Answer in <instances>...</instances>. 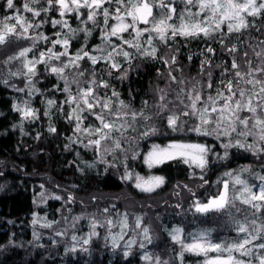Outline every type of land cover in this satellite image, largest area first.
<instances>
[{"label":"trees","instance_id":"trees-1","mask_svg":"<svg viewBox=\"0 0 264 264\" xmlns=\"http://www.w3.org/2000/svg\"><path fill=\"white\" fill-rule=\"evenodd\" d=\"M25 2L26 0H14V7L9 9L7 0H0V21H3L5 17L19 14L29 22L39 24L40 27L30 29V33L34 36L43 34L48 37V40L38 41L35 50L37 56L40 51L53 47L52 41L57 38V33L64 34L68 31L62 25H54L52 23L54 19H66L72 29L87 27L92 32L91 35H86L83 31L75 33L69 43L70 55L74 56L81 48L94 53L97 46H103L100 31L103 27L102 18H100L99 27H94L91 22L82 23V19L86 20V15L80 17L74 13H67L61 18L58 9L47 13L42 12L40 16H33L24 10ZM30 6L36 9L48 7L46 0H41L39 5ZM106 7L112 8L114 5H106ZM248 22L251 25L249 28L223 38V45L219 32L212 33L208 37L203 34L189 37L176 36L169 38L166 42L157 39L154 40V45L158 48L160 56L175 54L176 63L171 67L173 75L178 79L197 80L206 86L209 83L207 73L210 71L215 85H219L231 71L232 56L224 45L238 46L236 55L242 70L247 67L244 62L245 52H248L254 64L259 63L253 49L259 51L260 47L264 46L261 43L264 42V17H249ZM223 31L227 32V29L224 28ZM124 37L129 38L127 33ZM110 39L113 43L118 42L117 37H110ZM30 45L31 41H20L21 47ZM55 48L57 51H62L61 46H55ZM208 48L214 51L209 53ZM129 50L134 53L131 61L127 62L120 58L121 67L111 69V75H109L108 62L101 60L93 65L89 60L84 59L80 61L79 69H72V71L68 69L70 78L76 71H83L84 79L87 80L92 78L91 74L95 72L97 80L107 81L110 85L107 89L99 90L101 95H111V92L115 90L120 94L119 99L128 104L131 110L140 112L143 109L145 115L152 117L155 109L151 105L157 99L155 89L167 87L169 65L156 58L135 54V49ZM95 54L99 55V53ZM206 58L209 63L202 68L201 62ZM14 66L20 67L19 64ZM37 69V75L32 80L38 92L33 99L28 98L26 87L28 82L17 81L18 88H23L24 91H17V88L0 84V264H154L155 257L169 261V264H189L181 262L180 245L174 243L167 232V226L173 224L180 225L186 232L198 227L215 229L212 236L217 242L221 239H230V234L234 232V225L226 211L201 214L195 212L191 205L195 198L204 201L220 191V183L224 179L223 174L226 169L240 173L242 180L247 178V181L257 183L256 174L248 169L247 171L242 169L247 166L249 169L256 168L264 162L263 159L257 162L255 160L257 155L264 158V152L257 154L244 148L232 147L230 148L232 154L227 160L216 162V156H223L225 151L223 149L219 151V148L236 133H232L228 138L225 136L217 138L215 135L204 136L190 132L187 129L198 123L195 117L183 118V131H172L167 125L166 116L153 117L151 120H143L137 116L131 126L125 130V138L122 142L123 149L127 141H130V150L127 153L117 151L115 154H107L101 159V155L97 154L94 148L85 147L88 143L87 136L83 132L76 133L75 121L68 119L71 107L64 103L67 95L63 92L64 82L57 75L47 71L44 65H38ZM0 70H5L8 74L5 66H2ZM123 73H126L125 78H121ZM172 87L176 88L175 83ZM214 92L215 86L213 89L205 87L204 95L214 94ZM49 99L56 101L51 108L47 105ZM168 99L173 100L174 97L170 95ZM24 100H28L30 106L36 109L35 120H22L20 114L14 110L13 105L22 103ZM144 101H148L150 105L147 109H144ZM181 108H183L182 105ZM46 112L49 114L45 115ZM88 122L91 125L98 123L91 115H88L84 124L87 125ZM50 124L56 128V132L48 131ZM150 126L156 127L158 131L155 134L143 136L142 133L148 131ZM167 141H195L205 144L212 150L209 153L210 162L207 168L202 170L193 165L184 164L180 159L148 168L142 158L144 151L152 143L163 144ZM247 142L252 143L253 138L248 137ZM133 151L137 153L135 159L132 158ZM126 163L134 174L164 176L166 183L161 186L162 193L165 194L168 189L171 191L160 198L156 194L139 192L131 186L130 181L122 179L125 174L122 166ZM86 164L94 166L88 168L85 167ZM191 173H195V176L190 175ZM200 174L207 180L206 184L199 178ZM185 184L191 188V191L183 187ZM201 184L203 187H199ZM43 191L46 193L44 198L40 195ZM177 192L179 195H176ZM38 196L40 201L37 200ZM56 196L61 199H55ZM69 196L75 198L71 203L68 200ZM177 204L180 207H176ZM97 208H100L97 216L102 224L109 218L114 223L107 228L101 225L99 229H95L97 233L94 236L95 240L90 244H84L83 248L75 246L73 242L77 243V241L72 239L68 241L67 246L59 238L52 240L45 235L36 241L37 245L30 243L33 239L32 228L37 234L46 230L40 222L33 224L34 217L41 216V219L50 220V217L54 218L56 215L57 221L54 224H57L62 210L67 211L68 217H73L74 212L78 210L98 212ZM105 208L109 209L108 213L104 212ZM150 211H152L153 220L149 219ZM156 211L159 213L157 214ZM125 214L132 221H135L136 216H142L143 226L148 227L150 236H153V242L150 244L145 242V247L141 248V236L137 234L135 239L137 243L131 245L130 254L127 256L124 255L125 251H129L126 247L127 243L124 245L117 243V246L113 248L108 233L109 229L113 230L117 225L119 226L118 219ZM154 215L159 219L158 222L160 221L158 228L155 226ZM83 223L85 229L74 230V235L81 241L86 237L85 230L91 227L90 221L86 218ZM126 229L124 238L132 231ZM117 230L110 233L116 235ZM140 232L141 230L138 233ZM73 248H75L74 251L70 250ZM92 250L96 251L95 255ZM145 254L151 255L154 258L153 261L143 260L142 257ZM184 257L194 259L192 264H201L200 256L190 253Z\"/></svg>","mask_w":264,"mask_h":264},{"label":"snow or ice","instance_id":"snow-or-ice-1","mask_svg":"<svg viewBox=\"0 0 264 264\" xmlns=\"http://www.w3.org/2000/svg\"><path fill=\"white\" fill-rule=\"evenodd\" d=\"M40 3L41 0H26L24 10L33 16H40L42 12L47 13L57 9L61 18L67 13H74L80 17L86 15V20L82 19V23L91 22L94 27H99L100 18H102L103 27L100 31L103 46H97L94 53L81 48L74 56L70 55L69 43L75 33L83 31L86 35H91L92 32L87 27L72 29L66 19H54L52 21L54 25H62L68 31L64 34L57 33V38L52 41L53 47L40 51L37 56L35 50L38 41L48 40V37L43 34L32 35L30 29H37L40 25L29 22L17 14L0 21V68L9 67V78L16 76L25 78L28 81L26 87L29 95L38 91L32 80L37 75L38 65H44L47 71L57 75L64 82L63 92L67 94L64 103L71 107L68 119L75 121L76 133L87 134L88 143L85 147H92L100 152L101 159L105 154L121 149L125 130L131 126L137 116L143 120L166 116L167 125L172 131L184 130L182 122L184 117H195L198 123L187 129L190 132L204 136L215 135L217 138L229 137L232 133H236L235 137L222 145L225 149L224 154L218 156L217 159H227V149L232 147L244 148L257 154L264 152V46H261L259 51L253 49L255 57L259 60L258 64L253 63L248 52L244 53V62L247 67L242 70V65L238 62L236 55L238 46L236 44L231 47L224 45L232 56L231 71L219 85H215L212 73L209 71L207 73L209 83L205 86L200 81H186L173 75L171 66L176 63L175 54L160 56L158 48L154 45V40L157 39L166 42L169 38L176 36L189 37L203 34L208 37L215 32L221 34L223 45V38L251 26L248 22L249 17H264V0H179V3L184 4L182 10H178L174 0H46L48 7L36 9L30 6ZM106 5H114V7L110 8ZM7 7L13 8L14 0H7ZM13 20L15 23H11ZM224 28L227 32L223 31ZM125 33L129 38L124 37ZM110 37H117L118 42L113 43ZM22 40L31 41V45L21 47L20 41ZM261 43L264 45V42ZM55 46H61L62 51H57ZM129 49H135V54L156 58L169 65L167 87L155 89L157 99L151 105L155 109L152 117L145 115L143 109L140 112L131 110L128 104L119 99L120 94L115 90L111 92V95H101L99 90L107 89L110 85L107 81L97 80L95 72H92V78L87 80L84 79L85 72L83 71H76L70 78L68 69H79L80 61L84 59L89 60L93 65L101 60L108 62L109 75H111V69L121 67L120 58L127 62L131 61L134 53ZM213 51L212 48L207 49L209 53ZM56 61L59 63H55ZM208 63L209 60L206 58L201 62V67L203 68ZM14 64L20 65L16 71L11 70ZM125 77L126 73H123L121 78ZM0 83L7 84L8 80L0 79ZM173 83L176 88L172 87ZM73 85H75V90H73ZM214 86V94L209 93L205 96V87L213 89ZM16 90L24 91L23 88ZM170 95L174 97L173 100L168 99ZM55 103L56 101L52 99L47 100L49 108ZM143 105L144 109L150 106L148 101H144ZM13 108L20 114L22 120L37 118V111L30 106L28 100L14 104ZM243 113L247 115H242ZM48 114L45 113V115ZM87 115L94 116L99 123L82 127ZM48 131L54 133L56 128L50 124ZM157 131L156 127L150 126L149 130L142 135L148 136ZM248 137L253 138L252 143L247 142ZM211 151L202 143L173 141L163 147L153 144L151 149L144 154L143 159L150 169L180 159L184 164L195 165L204 170L210 162L209 153ZM136 155L137 153L133 151L132 158L135 159ZM93 166L92 164L85 165L88 168ZM242 171H247V168ZM190 175L195 176V173ZM223 175L231 177L232 183L225 180L223 190L214 194L207 202L195 200L191 207L201 214L226 211L237 235L232 239L226 238L217 242L212 238V232L215 229H197L193 232H186L183 228L176 227L169 231L170 239L180 245L181 262H183L184 253H191L203 257L201 264H264V242H261L264 241V184L260 185L257 194L239 175L231 172H225ZM199 178L205 184L207 183L203 176ZM122 179L133 180V174L125 169ZM259 179L264 181V176H260ZM165 183L164 176L150 175L145 179L135 174L132 186L141 193L153 194ZM236 185L242 187L237 189ZM183 187L191 191L188 185L185 184ZM199 187H203V184ZM44 195L41 193L42 198ZM176 195H179V192ZM55 199H61V197L56 196ZM74 199L72 196L68 197L69 201H74ZM237 200L253 209L251 217L244 215L243 219H240L232 215L230 206H234ZM176 207L180 205L177 204ZM241 211L236 208V212ZM104 212L108 213L109 209L105 208ZM40 219V217H34L33 224H37ZM72 219L73 224L70 227H74L75 221L82 217ZM142 220V216L135 217V228L141 229L138 233L142 237L140 247L144 248L145 242L149 244L153 242V237L149 234L150 229L143 226ZM97 223L95 218L90 221V237L97 235L95 231ZM113 223L111 219L104 221L106 225H113ZM117 223L121 232L111 237L113 248L117 246L119 240L123 239V230L128 226L127 214ZM42 227L52 228L53 222L45 220ZM66 234L67 229L64 232L55 233L56 236ZM34 236L38 238L35 232ZM79 239L75 235L72 236L73 241ZM134 243H137L135 239L127 242L126 247L129 251H125V256L130 254L131 245ZM83 244H89V239H83ZM70 250L74 251L75 248ZM142 259L153 261L154 258L145 254ZM154 264H169V261L155 257Z\"/></svg>","mask_w":264,"mask_h":264},{"label":"rangeland","instance_id":"rangeland-1","mask_svg":"<svg viewBox=\"0 0 264 264\" xmlns=\"http://www.w3.org/2000/svg\"><path fill=\"white\" fill-rule=\"evenodd\" d=\"M175 1V6H179L180 8H178V10H181V8H184V4H182V3H179V0H174ZM183 6V7H182ZM73 56V55H72ZM58 64V63H57ZM5 68H6V70H7V72L9 71V67L8 66H5ZM18 68H16L14 65L12 66V68H11V70L12 71H16ZM71 69V71H72V68H70ZM0 79H4V80H8V83L7 84H5V85H7V86H10V87H13V88H18V85H17V81L18 80H22V81H25V82H28L25 78H23V77H21V76H16V77H11V78H9L8 77V74L6 73V71L5 70H3V71H1L0 70ZM33 79V78H32ZM0 84H4V83H0ZM15 86V87H14ZM34 87L36 88V89H38L37 87H36V84H34ZM37 92L38 91H36V92H34L32 95H28V98L29 99H33L35 96H36V94H37ZM66 99V98H65ZM242 115H247V113H243ZM87 117H88V115H87ZM99 123V122H98ZM97 123V124H98ZM133 123V122H132ZM84 125H86V124H84ZM87 126H91V124H90V122H88L87 123V125H86V127ZM84 135L85 136H87V134H85L84 133ZM117 135H119V134H117ZM199 135V134H198ZM236 135H233L232 137H235ZM124 138H125V136H124ZM228 138V137H227ZM87 140H88V137H87ZM229 140H230V138L227 140V141H225V143H228L229 142ZM123 141H124V139H123ZM171 142H173V141H167V142H165V143H163V144H160V143H152L151 145H149V147L144 151V153H143V156H142V158L144 157V154H146L150 149H151V146L153 145V144H159V145H161L162 147L163 146H165V145H167V144H169V143H171ZM234 142V141H233ZM185 143H199V142H195V141H189V142H186L185 141ZM130 144H131V142L130 141H127V143H126V145H125V147L122 149V145H121V149L120 150H116L115 152H120V151H123V152H128L129 150H130ZM91 149H93L92 147H90ZM239 148V147H238ZM127 150V151H124V150ZM225 150L223 147H220L219 148V151L220 150ZM227 151H228V157L232 154V151L230 150V148L229 149H227ZM97 152V154H99V155H101V153L100 152H98V151H96ZM115 152L114 153H108L109 155L110 154H115ZM105 155H107V154H105ZM104 155V156H105ZM228 159V158H227ZM227 159H217V156H216V162H219V161H221V160H223V162L225 161V160H227ZM264 160V158H261V156H259V155H257L256 156V158H255V160H256V162L257 161H260V160ZM144 160V159H143ZM194 167H195V165H193ZM125 169H127L130 173H132V170L129 168V166H128V164L126 163L124 166H122V170L124 171V173H125ZM247 169L249 170V171H251L252 173H254V174H256L257 175V183H251V182H249V181H247V178H246V175L244 174V176H245V178H246V180H243V181H245L249 186H251L252 187V190H253V192H256L257 194L259 193V190H260V185L261 184H264V181H261L260 179H259V177L260 176H264V162H261L260 163V165H258L256 168H252V169H249V166H247ZM226 172H231V173H233L234 175H239V176H241V174L240 173H235V172H232L230 169H226ZM133 174V180H130V184H131V186L134 184V176H135V174L134 173H132ZM201 176H203L202 174H200ZM148 176H150V175H146V176H143V177H145V179H147V177ZM211 178V177H210ZM220 178V177H219ZM225 180H227L230 184L232 183V178L231 177H228V176H224V179H223V181H222V183H220V191L221 190H223V182L225 181ZM237 189H240L242 186L241 185H236L235 186ZM125 189V188H124ZM171 190H167V191H165V194H163L162 193V189L160 188V189H158L155 193H153V194H156L157 196H158V198H160V196H162V195H167L169 192H170ZM43 193L46 195V193H45V191H43ZM41 195V194H40ZM45 195H44V197H45ZM212 198V196H210L208 199H211ZM207 199V200H208ZM37 200L38 201H40V196H38V198H37ZM195 200H200L199 198H195ZM207 200L205 199L204 201H201V202H207ZM71 202H73V201H70V203ZM65 205V203L63 202V206ZM231 207V211H232V215L233 216H236V217H238V218H240V219H243V217H244V215H248L249 217H251V213H252V211H253V209H251V207L249 206V205H244V204H242L239 200H237V201H235L234 202V206H230ZM236 208H239V209H241L242 211L241 212H236ZM98 209V212H96V211H85L84 209L83 210H78L77 212H74L75 213V215L73 216V217H76V214H77V217H82V219H80V220H78V221H75V223H74V227H70V225H72L73 224V217H68V213H67V211L65 210V211H61L60 212V216H59V220H58V223L57 224H54L56 221H57V216L55 215V217L54 218H51L50 217V220H48L47 218L46 219H40V223H44L45 222V220H47L48 222H53V227L52 228H46V230H45V232H40V234H38V238H36V236H34V232L35 233H37L36 232V230H34L33 228H32V233H33V239L30 241V243L31 244H33V243H36V241L38 240V239H40L41 237H42V235H45L46 237H48V238H50V239H54V238H59L61 241H62V243H65L67 246H68V241L69 240H71L72 239V236L74 235V230L75 229H80V228H84L85 229V224L83 223V220L86 218L87 220H89V221H91L93 218H95L97 221H98V223L96 224V228L95 229H99L100 227H101V225H103L104 226V228H107V226L108 225H106V224H102V221H100V219H99V217L97 216V214L99 215V213H100V208H97ZM156 213L158 214L159 213V211H156ZM38 217H40L41 218V216H38ZM154 218H155V226L158 228V222H157V219H156V216L154 215ZM109 219H111V218H109ZM121 219V218H120ZM120 219H118V221L120 220ZM150 220H153V217H152V211H150V218H149ZM127 220H128V226L126 227V228H128V230H132L131 231V233H129V234H127L128 236H126L125 238H124V236H125V234L127 233V229L125 228L124 230H123V239H121V240H119V242L118 243H121V245H124V244H126L129 240H132V239H136L137 238V234H138V232L141 230V229H137V228H135V221H132L131 219H128L127 218ZM144 220V219H143ZM143 220H142V223H143ZM91 225V224H90ZM152 228H153V226H151ZM176 227H180V225H178V224H173L172 226H167V228H168V230L170 231L171 229H173V228H176ZM65 229H67V234L66 235H61V236H56L55 235V233L57 232V231H60V232H64L65 231ZM118 229V230H117ZM197 229H209V228H203V227H198V228H193V229H191V230H189V231H187V232H193V231H196ZM233 229H234V227H233ZM117 230V234L116 235H118L120 232H121V228H120V226H116V228L115 229H113V230H108V233H109V236H110V242H111V244H112V239H111V237L113 236V235H115V234H112V233H110L111 231H116ZM86 232H85V234H86V237L84 238V239H89V244L92 242V241H94L95 240V238H94V236H92V237H90L89 236V232L91 231V227L89 228V229H87V230H85ZM168 232V231H167ZM169 233V232H168ZM133 234V235H132ZM237 235V233H236V231H235V229H234V232H232L231 234H230V239H232L233 237H235ZM34 237H35V239H34ZM214 236H212V238H213ZM140 237H138V239H139ZM182 238H183V234H182ZM141 239H142V237H141ZM34 240V241H33ZM222 240V239H221ZM261 242H264V241H261ZM74 244H75V246L77 245V246H79V248H83V246H84V244H83V240L81 241V240H78L77 241V243L76 242H73ZM38 243H36V244H34V245H37ZM181 249V248H180ZM82 250H85V249H82ZM92 252L94 253L93 255H95L96 254V251L95 250H92ZM187 254H190V253H184V255H187ZM191 255H193V254H191ZM202 256H200L199 258L201 259V262H202V260H203V257L201 258ZM193 261H195L194 259H191V258H183V262H188L189 264H192V262Z\"/></svg>","mask_w":264,"mask_h":264},{"label":"bare ground","instance_id":"bare-ground-1","mask_svg":"<svg viewBox=\"0 0 264 264\" xmlns=\"http://www.w3.org/2000/svg\"><path fill=\"white\" fill-rule=\"evenodd\" d=\"M5 117V116H4ZM1 168V167H0ZM164 218H165V216H163ZM157 219V218H156ZM163 219V218H162ZM158 220L159 219H157V222H158ZM161 220V219H160ZM164 221V220H163ZM171 221V220H170ZM158 223H160V221L158 222ZM163 223V222H162ZM165 224V222L163 223V225ZM166 225V224H165ZM159 226V225H158ZM164 227V226H163ZM152 228V227H151ZM166 231V230H165ZM168 232H169V230H168ZM159 233H160V231H159ZM152 235H153V233H152ZM161 235V234H160ZM167 236V235H166ZM153 237V236H152ZM140 239V238H139ZM168 240H169V237H168ZM161 241H163V240H161ZM166 243V242H165ZM170 243V242H169ZM161 244V243H160ZM163 244V243H162ZM170 247V246H169ZM173 252V251H172ZM177 252V251H176ZM164 253V252H163ZM167 253V252H166ZM166 253H165V255H166Z\"/></svg>","mask_w":264,"mask_h":264}]
</instances>
